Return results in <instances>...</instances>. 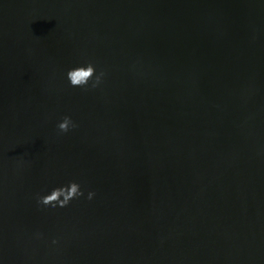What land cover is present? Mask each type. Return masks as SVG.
I'll use <instances>...</instances> for the list:
<instances>
[{
    "label": "water",
    "instance_id": "water-1",
    "mask_svg": "<svg viewBox=\"0 0 264 264\" xmlns=\"http://www.w3.org/2000/svg\"><path fill=\"white\" fill-rule=\"evenodd\" d=\"M0 264H264V0H0Z\"/></svg>",
    "mask_w": 264,
    "mask_h": 264
},
{
    "label": "clouds",
    "instance_id": "clouds-1",
    "mask_svg": "<svg viewBox=\"0 0 264 264\" xmlns=\"http://www.w3.org/2000/svg\"><path fill=\"white\" fill-rule=\"evenodd\" d=\"M65 76L69 85L91 90L100 86L105 76V70L98 68L93 61L86 60L68 67ZM56 127L61 132H67L77 127V124L70 115L65 114L57 121ZM94 196V189L89 188L85 191L82 182L73 178L64 183L52 186L48 191L38 193L36 195V202L38 205L55 208L67 206L71 201L80 197L91 200ZM41 235L42 233L39 231L34 233L36 238H40ZM56 242L57 238L55 236L52 237V243L55 244Z\"/></svg>",
    "mask_w": 264,
    "mask_h": 264
}]
</instances>
